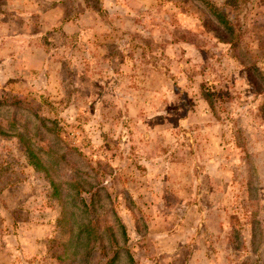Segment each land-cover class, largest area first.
Instances as JSON below:
<instances>
[{"label":"rangeland","instance_id":"1","mask_svg":"<svg viewBox=\"0 0 264 264\" xmlns=\"http://www.w3.org/2000/svg\"><path fill=\"white\" fill-rule=\"evenodd\" d=\"M208 2L0 0V264H264V0Z\"/></svg>","mask_w":264,"mask_h":264},{"label":"trees","instance_id":"2","mask_svg":"<svg viewBox=\"0 0 264 264\" xmlns=\"http://www.w3.org/2000/svg\"><path fill=\"white\" fill-rule=\"evenodd\" d=\"M161 1H174V0H161ZM196 1L204 2L207 5H210L208 0H196ZM230 3H231V0H226V4L231 7ZM211 7L213 9L212 15L214 18V21H212V28L218 33L219 39L222 42L229 43L233 47H235L234 49H236L238 41L240 40L241 33L239 32V30L236 28L235 24L230 19L229 14H228V10H226L225 8H216L214 6H211ZM208 8H210V7L208 6ZM238 52H239V50H238ZM237 55L240 56L239 53ZM239 59L242 61V64L246 63L245 57L239 58ZM253 69H254V66L248 65L247 73L250 76V81H252L253 85L262 93L264 91V89H261V83H260L259 79L255 76L256 73L253 72ZM259 74H260V80L264 83L263 74L262 73H259ZM261 74H262L263 79L261 78ZM204 96H205V99L208 100V102L210 104L211 103L213 104L212 99H211L212 93H210V90L208 88L205 89ZM42 123H43L44 127L49 128L50 132L53 131V129L56 125L55 120H50V119H46V118L42 119ZM47 123L51 124L50 127H49V125H47ZM35 150H36V148L33 149V146H31V144H28L26 146L25 154H26L30 164H32L38 170H42V171L47 172V176L49 177L51 185L54 188L55 195L61 196L62 191H63V188L61 187L62 182L61 181L57 182L55 179H53L49 175V173H48L49 172V166L44 162V160H42L41 154L39 152H36ZM80 174L81 173L78 172L77 176H75V178L70 181V186H71V188L75 189L76 195H82V193H91V196H90L91 203L88 204L91 206V205L95 204V200H96L97 194L100 191V189L99 188L96 189L95 185L92 183L85 185L83 183L84 178ZM83 199L84 198H82V200ZM82 202H85V201L83 200ZM88 205H86L84 203L83 206L86 209H89ZM70 226L72 228L71 230H73L75 228V224H72ZM92 227H94V225L91 224L90 221L80 223V225L78 226V231H77L76 236H75L76 239H80L84 235H88V237H86L88 239L93 238L91 236L92 231H93ZM109 230H111V229H109ZM89 236H91V237L89 238ZM95 239L100 241V245L102 246L103 250H106L108 248V244L106 243V241L104 240L103 237H99L97 235V237H95ZM109 244L111 245V247H109L108 250H112V248L114 246L116 249L114 250L112 255H107L108 253L104 252V255L106 254V256H108L106 264H114L118 259L120 246L117 245L118 241L114 238L111 239ZM133 261H134V259H133Z\"/></svg>","mask_w":264,"mask_h":264}]
</instances>
